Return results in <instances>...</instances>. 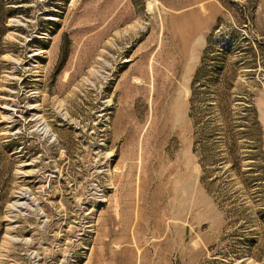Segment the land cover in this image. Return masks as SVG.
I'll list each match as a JSON object with an SVG mask.
<instances>
[{
    "label": "rangeland",
    "instance_id": "374dc122",
    "mask_svg": "<svg viewBox=\"0 0 264 264\" xmlns=\"http://www.w3.org/2000/svg\"><path fill=\"white\" fill-rule=\"evenodd\" d=\"M0 264H264V0H0Z\"/></svg>",
    "mask_w": 264,
    "mask_h": 264
},
{
    "label": "trees",
    "instance_id": "16d2710c",
    "mask_svg": "<svg viewBox=\"0 0 264 264\" xmlns=\"http://www.w3.org/2000/svg\"><path fill=\"white\" fill-rule=\"evenodd\" d=\"M226 124L228 125V126H230V123L227 121L226 122ZM233 149L235 148V147H233V146H231Z\"/></svg>",
    "mask_w": 264,
    "mask_h": 264
}]
</instances>
